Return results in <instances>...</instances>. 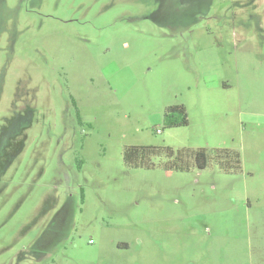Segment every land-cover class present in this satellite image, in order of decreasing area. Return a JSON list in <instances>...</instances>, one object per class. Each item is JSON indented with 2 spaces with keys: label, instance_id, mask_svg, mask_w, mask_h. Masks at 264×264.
I'll return each mask as SVG.
<instances>
[{
  "label": "rangeland",
  "instance_id": "374dc122",
  "mask_svg": "<svg viewBox=\"0 0 264 264\" xmlns=\"http://www.w3.org/2000/svg\"><path fill=\"white\" fill-rule=\"evenodd\" d=\"M0 264H264V0H0Z\"/></svg>",
  "mask_w": 264,
  "mask_h": 264
},
{
  "label": "trees",
  "instance_id": "16d2710c",
  "mask_svg": "<svg viewBox=\"0 0 264 264\" xmlns=\"http://www.w3.org/2000/svg\"><path fill=\"white\" fill-rule=\"evenodd\" d=\"M188 124L187 114L184 106L174 105L165 109L163 114V127L165 129L183 127ZM163 157L166 159L163 167L166 171L185 172L194 162L197 170L206 168L209 159L223 173L231 174L240 170L239 154L230 149H206L177 150L173 151L168 147H127L122 153V162L125 168L142 169L151 168V159Z\"/></svg>",
  "mask_w": 264,
  "mask_h": 264
}]
</instances>
